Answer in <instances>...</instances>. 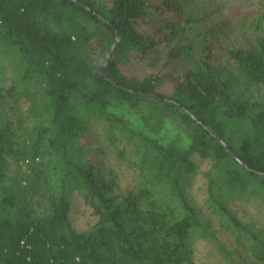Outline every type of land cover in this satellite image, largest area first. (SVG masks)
Returning <instances> with one entry per match:
<instances>
[{
	"label": "trees",
	"instance_id": "1",
	"mask_svg": "<svg viewBox=\"0 0 264 264\" xmlns=\"http://www.w3.org/2000/svg\"><path fill=\"white\" fill-rule=\"evenodd\" d=\"M77 1L0 0V264H264V0Z\"/></svg>",
	"mask_w": 264,
	"mask_h": 264
},
{
	"label": "rangeland",
	"instance_id": "2",
	"mask_svg": "<svg viewBox=\"0 0 264 264\" xmlns=\"http://www.w3.org/2000/svg\"><path fill=\"white\" fill-rule=\"evenodd\" d=\"M0 62V66H1ZM5 64V63H4ZM3 65V64H2ZM0 73V77H1ZM114 164H117L115 161ZM202 172H205L208 168L206 164H203L202 166ZM117 169L119 167L117 166ZM120 170V169H119ZM124 181V184H126V181ZM200 185L201 181L198 180L194 183V187L192 190V195L194 200L201 205L202 204V193L200 191ZM248 197H245V200L238 202V210L240 212L241 218H244L247 221H252L254 223H257L259 228L264 230V208L263 210H259L258 207H256L255 202H250ZM72 221L73 224L76 226L78 230H84L87 225L92 222V217L90 214L86 211L85 207L82 204V201L78 197L74 204V209L72 212ZM215 220V224L218 225V221L216 218H213ZM221 239L226 242L228 249L233 251L239 259L238 261L241 262V264H256L253 255L248 250V242L244 241L243 245H240L236 241V237H232L230 235H224V237H221ZM197 264H225L221 258H219L218 253L215 249V246L209 243H199L198 249H197Z\"/></svg>",
	"mask_w": 264,
	"mask_h": 264
},
{
	"label": "water",
	"instance_id": "3",
	"mask_svg": "<svg viewBox=\"0 0 264 264\" xmlns=\"http://www.w3.org/2000/svg\"><path fill=\"white\" fill-rule=\"evenodd\" d=\"M73 2H75L77 5H79V6H81V7H83V4H81V3H79L77 0H72ZM104 21V20H103ZM120 40L119 39H117V42H119ZM115 48H116V45H114V47H113V49H112V51H111V53L107 56V58H110V56H111V54H112V52L115 50ZM102 67H103V65H99L98 67H97V73L101 76V77H104L105 75H104V73L102 72ZM110 83L112 84V85H114V86H116L117 88H119V89H121L119 86H117V85H115L113 82H111L110 81ZM127 92H129L130 94H132V95H139V96H149L148 94H143V93H136V92H133V91H129V90H127ZM152 97H155L154 95H151ZM190 115V117L195 121V122H197L198 124H201L200 122H199V120H197V118L195 117V116H193L192 114H189ZM215 138L218 140V142H220L226 149H227V153H228V155L232 158V159H234L235 161H237V162H239L247 171H252V170H250L231 150H229L228 149V147H227V145H226V143L222 140V139H220L218 136H215ZM253 173H255V174H259V175H264V174H261V173H259V172H256V171H252Z\"/></svg>",
	"mask_w": 264,
	"mask_h": 264
}]
</instances>
